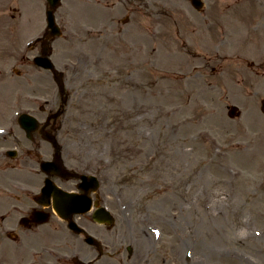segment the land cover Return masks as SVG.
Here are the masks:
<instances>
[{
	"label": "rangeland",
	"instance_id": "obj_1",
	"mask_svg": "<svg viewBox=\"0 0 264 264\" xmlns=\"http://www.w3.org/2000/svg\"><path fill=\"white\" fill-rule=\"evenodd\" d=\"M176 1L63 0L55 65L76 55L101 68L96 101L71 99L63 128L114 180L110 234L144 236L141 264H264V0H204L200 11ZM12 4L0 0L5 57L45 26L42 2ZM30 93L28 79L0 77V104ZM24 246L0 232V264H63Z\"/></svg>",
	"mask_w": 264,
	"mask_h": 264
},
{
	"label": "flooded vegetation",
	"instance_id": "obj_2",
	"mask_svg": "<svg viewBox=\"0 0 264 264\" xmlns=\"http://www.w3.org/2000/svg\"><path fill=\"white\" fill-rule=\"evenodd\" d=\"M96 5L114 7L116 1L96 0ZM40 50L37 49L34 55ZM24 59L28 62V57L24 56ZM25 74L31 85V94L18 97L14 105L8 102L7 116L0 122L4 131L0 138V148L4 147L0 151L1 194L4 195L0 227L6 236L15 233L17 237L18 234L27 245L40 244L47 261L130 264L125 236L115 230L110 234L111 227L94 219L102 206L115 211L114 201L107 200L111 198L112 187L107 189V179L101 177L100 164L87 163L80 154L81 149L70 148V133L63 128L64 120L70 115L69 106L63 107L61 117L53 116L59 103V97L53 93L54 74L35 65ZM63 77L72 90V102L96 101L92 85L100 83L99 66L65 64ZM21 109L39 120V126L30 138L16 122L15 114ZM44 134L54 135L59 143L45 140ZM57 153L61 157L60 164L55 159ZM43 161L52 163L43 169ZM86 173L96 177L91 184H85L79 178ZM82 195L89 197L90 201L78 203L77 211L73 212L76 210L75 199ZM56 201L63 207L67 218L55 210L53 203ZM37 214L47 215L48 222L35 224L39 218ZM69 220H73L77 227H70ZM132 249L136 252L134 260L139 258L141 261L138 241L134 242ZM134 260L131 264H135Z\"/></svg>",
	"mask_w": 264,
	"mask_h": 264
},
{
	"label": "water",
	"instance_id": "obj_3",
	"mask_svg": "<svg viewBox=\"0 0 264 264\" xmlns=\"http://www.w3.org/2000/svg\"><path fill=\"white\" fill-rule=\"evenodd\" d=\"M51 7L50 9L46 10L47 22L48 25L53 29V33L58 32L57 27L54 24V15L53 10L57 4V0H50ZM236 107L230 106L229 114L233 116L235 114ZM261 110L264 112V99L262 100Z\"/></svg>",
	"mask_w": 264,
	"mask_h": 264
},
{
	"label": "bare ground",
	"instance_id": "obj_4",
	"mask_svg": "<svg viewBox=\"0 0 264 264\" xmlns=\"http://www.w3.org/2000/svg\"><path fill=\"white\" fill-rule=\"evenodd\" d=\"M145 242H146V239L144 238V236H142L140 243H141L143 249H145Z\"/></svg>",
	"mask_w": 264,
	"mask_h": 264
}]
</instances>
